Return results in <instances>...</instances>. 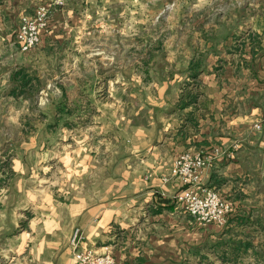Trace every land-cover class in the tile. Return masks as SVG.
<instances>
[{
	"label": "crops",
	"instance_id": "crops-1",
	"mask_svg": "<svg viewBox=\"0 0 264 264\" xmlns=\"http://www.w3.org/2000/svg\"><path fill=\"white\" fill-rule=\"evenodd\" d=\"M56 1L0 0L2 130L10 127L12 113L28 116L48 111L54 120L55 104L43 108L47 99L41 97L48 90L61 91L55 84L39 89L48 75L44 64L51 65V71L53 65L92 64L90 54L86 61L79 55L87 48L75 34H82V41L92 32L107 29L135 35L138 24L127 26L124 18L144 16L148 22L155 16L149 10L153 2L162 4L157 15L166 12V0H62L59 5ZM173 1L177 6L173 13L194 18L182 24L196 35L192 52L211 51L205 72L198 76L201 87L192 90L196 101L177 108L180 88L148 91L154 96L151 108L141 107L115 119V129L124 134L125 153L119 152L117 132L114 143L104 138L96 142L95 152L90 149L94 145L84 140L78 160L74 149L64 156L53 153L50 168L53 162L61 163L62 175L73 182L56 189L67 194L63 200L43 194L44 199L37 195L44 187L28 184L26 178L39 172L44 158L37 159L36 153L34 159L29 155L16 158L14 179L0 189V264H76L70 245L75 228L82 236L78 250L110 251L116 264H181L192 257L198 264H264L256 252L264 250V0ZM39 5L52 6L48 27L35 48L21 52L16 42L20 18L31 15ZM219 32L224 33L223 39H214ZM237 36L243 54L232 51ZM120 45L115 43V48L121 49ZM220 50H227L226 57ZM120 60L115 55L109 64L117 66ZM127 60L130 65L142 63L138 57ZM149 60H145L147 65ZM220 62L224 64L216 73ZM73 72L74 68H67L59 70V75L81 80ZM183 78L165 77L171 84ZM113 79L137 82L140 78L131 69L128 74L115 72ZM85 80L82 76L81 81ZM38 90L42 91L36 100ZM156 93L163 96L160 102ZM24 116L14 123L20 125ZM198 151L210 159L200 174V187L214 188L232 208L224 226L200 225L175 198L184 184L171 173L174 161L184 152ZM89 178L93 183L85 181ZM28 191L34 193L31 198ZM72 191L76 195L70 198ZM91 192L98 195L88 196ZM30 204L34 211L28 227L17 231ZM237 243L251 246L237 249Z\"/></svg>",
	"mask_w": 264,
	"mask_h": 264
},
{
	"label": "rangeland",
	"instance_id": "rangeland-1",
	"mask_svg": "<svg viewBox=\"0 0 264 264\" xmlns=\"http://www.w3.org/2000/svg\"><path fill=\"white\" fill-rule=\"evenodd\" d=\"M176 7V2L166 0L164 6L166 12L157 15L162 8V4L153 2L150 4L149 10L155 16L149 18L148 22L144 16L132 19L124 18L123 23H126L127 26L131 23L138 24V30L135 35H131L128 30H124L121 34H116L107 29L106 32H92L86 41H82V34H75L76 37H79L76 38V40H79V44H85L87 48L80 51L79 55L86 61V56L90 54L92 64H88V61H86L85 65L73 67L53 65L52 71L51 65L44 64V73H48V75L43 79L42 88L39 89L44 90L48 84H55L61 91L59 94L51 93L52 91L48 90L47 96L41 97V99H47L42 105L43 108H48L51 104H55L54 120L51 118L52 113L48 111L43 113L32 112L28 116L27 114H20L19 116L15 113L11 114L12 122L10 127L3 130L0 129V189L7 187L14 179L13 162L20 157L23 159L26 155L34 159L36 153L37 159L44 158L45 160L38 166L39 172L35 173L36 175L26 178L28 184L36 186V188L44 187V192L37 193L44 199L46 197L43 194L47 198L52 196L54 199L63 200L67 197V194H61L56 189L62 184L73 182L70 177L62 175V169H65V167L61 163L53 162L50 168L49 157L53 153L64 156L67 155L69 150L74 149V157L78 160V155L81 153L80 145L84 140L88 142L89 146L94 145L90 149L95 152L97 143L103 138L108 142L114 143L113 137L117 132V136H120L117 138L120 142L119 152L123 154L125 153L124 134L119 133L120 131L115 129V119L119 118L120 115L129 114L132 110H139L141 107L143 109L151 108L154 96L150 94L153 91L166 92L170 89L180 88L181 92L177 108L181 107L180 103L182 101L188 100L187 92L190 91L192 93V90L194 92L196 88L199 91L201 84L195 87L194 83L192 84L194 81H192L187 71L190 61L200 54L198 53L199 51L193 53L194 49L191 48L197 41L196 35L191 30L183 29L185 26L182 25L183 23H191L194 18L189 16L190 14L181 16L173 13ZM167 11H170V13H167ZM223 34L219 32L213 37L221 40L225 36ZM240 38V36L236 37L237 47H241L240 44L242 43L238 42ZM120 42L122 43L121 45ZM115 43L122 46V48L116 49ZM213 52L218 54L219 50ZM220 52L223 53V57H226L227 50H220ZM202 53L204 54L203 63H205L211 51L209 52L208 50L207 52V50H204ZM115 55L121 58V64L117 66L109 64V59L115 57ZM131 57H138L139 62L142 63L140 65L128 64L127 59ZM147 58H150V65L145 63ZM187 58H190L188 64H183ZM96 59H101V61ZM221 64L224 63L220 62L216 73L222 67ZM67 68H74L75 78H81L82 80V76H85L87 80L84 82L77 79L71 80L66 74L64 77H62L63 75L60 76L59 70L64 72ZM56 69L57 72L54 71ZM131 69L139 75L140 79L137 82L122 81L120 79L116 82L114 81L115 72L119 73L121 70L123 74H128ZM30 73L33 74V71ZM185 74H187L186 79L183 78ZM54 75L59 76V79H53ZM167 75L171 80L174 76L177 77V80L181 77L184 80L180 83L173 82L171 84L165 79ZM39 83V81L36 82L37 86L40 85ZM42 90L37 91L36 100L40 99L39 95ZM62 90H65L63 96H61ZM148 91L151 93L147 94L146 92ZM131 92L133 95H130ZM199 95L200 93H198ZM161 98L156 93L155 99L161 101ZM23 116L24 122L22 121L17 126L14 120L17 117L22 119ZM142 120L140 119L138 122L141 123ZM8 140L10 143L4 142ZM23 143H27V149ZM107 153L109 154L110 152L107 151ZM76 169H80V167H76ZM89 179L85 181L93 183L92 178ZM27 195L28 198H31L34 193H29L28 191ZM74 195H76V191H72L68 196L71 198ZM87 195L93 196L98 195V193L93 194L91 192ZM33 207L31 204L27 206V210L23 212V216L20 219L17 231H23L28 227L34 211ZM198 263L193 257L189 261L181 262V264Z\"/></svg>",
	"mask_w": 264,
	"mask_h": 264
},
{
	"label": "built area",
	"instance_id": "built-area-1",
	"mask_svg": "<svg viewBox=\"0 0 264 264\" xmlns=\"http://www.w3.org/2000/svg\"><path fill=\"white\" fill-rule=\"evenodd\" d=\"M55 4H62V0H57ZM51 7L39 5L31 15L20 18L16 42L21 52H28L39 44L42 32L48 27ZM255 129L259 130L260 125L257 124ZM209 163V157L202 151L184 152L178 156L171 173L181 179L184 186L175 198L182 204L184 211L200 225L224 226L232 208L214 188L200 187V174ZM81 237L80 230L75 228L70 237V245L74 248L76 264H116L110 251L102 252L93 248L78 250Z\"/></svg>",
	"mask_w": 264,
	"mask_h": 264
},
{
	"label": "trees",
	"instance_id": "trees-1",
	"mask_svg": "<svg viewBox=\"0 0 264 264\" xmlns=\"http://www.w3.org/2000/svg\"><path fill=\"white\" fill-rule=\"evenodd\" d=\"M237 40V39H236ZM241 47H237L236 44L235 46L232 48V51H234V53H240V54H243V46L242 44H240ZM204 61V54L200 53L198 54L197 56H195L194 59H192L189 63V66H188V73H189V76L190 78L192 79V84L195 85V87H198L200 85V80L198 79V76L201 74V73H204L205 72V63H203ZM16 75H19V73H17ZM24 78L21 77V86L20 87H23L24 83L23 80ZM197 89V88H196ZM187 97H188V100L186 101H182L180 103V106L181 108H184V107H187L188 105H190L191 103H194L196 101V94H192L190 91L187 92ZM236 248L237 249H241L242 247L244 249H246L248 246H251V244H248V243H245V244H241V243H237L236 244ZM260 250V249H259ZM256 250L257 254H258V257H263L264 258V250Z\"/></svg>",
	"mask_w": 264,
	"mask_h": 264
}]
</instances>
